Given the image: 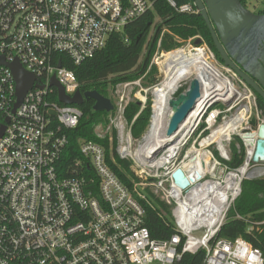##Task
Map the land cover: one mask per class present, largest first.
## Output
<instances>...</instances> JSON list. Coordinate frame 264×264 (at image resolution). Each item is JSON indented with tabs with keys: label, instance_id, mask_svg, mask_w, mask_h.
<instances>
[{
	"label": "built area",
	"instance_id": "built-area-1",
	"mask_svg": "<svg viewBox=\"0 0 264 264\" xmlns=\"http://www.w3.org/2000/svg\"><path fill=\"white\" fill-rule=\"evenodd\" d=\"M165 1L177 11L198 12L193 0L180 5ZM152 6L151 0H0V56L6 62L17 58L35 76L15 107V80L10 68L0 64V264H178L184 253L200 249L206 251L201 264H264V252L243 238L217 237L242 181L251 175L249 167L262 162H254L252 155L264 117L252 88L219 64L198 37L156 51L151 60L158 64L159 57L193 43L190 55H204L206 70H211L205 82L201 79L197 116L181 129L182 140L174 148L142 147L154 101L147 130L132 137L123 111L133 100L127 89L138 80L115 87L108 122L94 126L97 138H107L110 148L115 141L118 158L131 162L132 189L109 167L104 144L93 140L78 138L81 157L67 174L58 166L68 142L64 130L76 127L81 116L77 106L53 100V75L68 95L78 89L74 72L58 54L81 63ZM145 101L146 91L141 108ZM212 145L216 149L211 151ZM192 147L205 154L201 175L187 156ZM242 149V163L230 166ZM177 168L189 180L185 189L173 181ZM145 187L171 207L175 231L168 238H152L144 225L140 199H145Z\"/></svg>",
	"mask_w": 264,
	"mask_h": 264
},
{
	"label": "trees",
	"instance_id": "trees-1",
	"mask_svg": "<svg viewBox=\"0 0 264 264\" xmlns=\"http://www.w3.org/2000/svg\"><path fill=\"white\" fill-rule=\"evenodd\" d=\"M152 9L130 22L123 33L112 34L102 49L92 57L79 64H74L68 57L58 54L62 65L71 69L77 79L81 93L96 90L110 98L115 106L111 92L118 84L140 81L144 86L157 83L158 68L151 63L156 51H170L179 48L189 38L198 37L212 50L218 62L223 63L210 31L198 12H181L171 7L165 0H151ZM177 4L192 3V0H176ZM246 7V0H240ZM264 14V8L259 10ZM196 39L194 38L192 42ZM183 90L179 87L176 93ZM53 100L57 101L56 90ZM151 96L146 93V101L141 108L139 100H130L124 107L123 117L131 123L130 132L134 139L139 138L146 130L151 117ZM94 100L84 98L81 104L75 105L81 111L78 124L72 129H65L68 142L58 163L62 174L68 173L72 161L80 158L78 138L93 140L104 144L109 167L117 177L132 189L133 173L131 162L119 159L115 151V141L111 148L108 139H99L94 134V126L99 122L107 123L108 116L113 112L94 111ZM256 105L264 117V99L256 94ZM255 124V120H252ZM114 133V130H113ZM243 149L234 153L230 166L236 167L243 161ZM111 156L115 161L111 160ZM145 199H140L145 209L144 225L152 238H168L174 231L175 225L171 215V207L156 196L148 187L142 191ZM218 238L234 239L241 237L252 247L264 252V176L249 178L242 181L241 193L229 208L226 219L220 226ZM206 251L184 253L178 264H201Z\"/></svg>",
	"mask_w": 264,
	"mask_h": 264
},
{
	"label": "water",
	"instance_id": "water-1",
	"mask_svg": "<svg viewBox=\"0 0 264 264\" xmlns=\"http://www.w3.org/2000/svg\"><path fill=\"white\" fill-rule=\"evenodd\" d=\"M193 2L210 31L223 63L233 69L264 99V14L248 10L240 0H193ZM199 42L200 40L195 41L196 44ZM0 64L10 68L15 80L16 107L25 92L34 84L35 76L24 69L17 58L12 62H6L4 57L0 56ZM49 84L55 87L60 103L78 105L84 98L90 97L94 100V111L110 112L114 108L110 98L96 90L81 93L77 89L72 95H68L54 75ZM174 99L180 101L168 117L166 135L174 133L193 110L195 102L199 99L198 82L196 80L189 82L184 92L179 93ZM256 135L252 160L264 161V123L258 126ZM186 171H189V168ZM172 178L181 189H185L189 184L181 168L172 173Z\"/></svg>",
	"mask_w": 264,
	"mask_h": 264
},
{
	"label": "bare ground",
	"instance_id": "bare-ground-1",
	"mask_svg": "<svg viewBox=\"0 0 264 264\" xmlns=\"http://www.w3.org/2000/svg\"><path fill=\"white\" fill-rule=\"evenodd\" d=\"M173 52L174 51L170 52L169 54H166L163 57V61H166L164 64V77L162 82L159 84V86L153 88V91L155 92V98L153 104V120L144 138V144L142 146L147 150L154 149L156 147L165 144L167 145L172 144L173 145L172 148H174V145H176L183 136V132L181 131V129L185 130L189 125L193 123L194 121L193 119H195L197 116V108L195 107L190 112L189 116L186 117L182 126L181 124L179 125V127L177 128L178 130H176L174 133L170 135L165 134V128L167 126L168 117L175 108V106L178 105L180 101V99L172 101V105L169 106V101L171 99V88L173 89V83L171 82V79L172 78L174 79L179 72H181L180 76H182L190 71L189 70L190 67H195L197 69V72L194 78L192 77L193 78L192 80H196L200 86L201 84H204V82L209 78V74L211 73L210 69L208 71L206 70L208 66H206L204 55L201 56H197L194 54L190 55L186 52L184 54L183 53L179 54L176 59H172L171 54ZM201 79L204 82L201 81ZM220 84L223 89H226V85L223 84L222 81L220 82ZM177 87L178 85L176 84V89ZM226 130H227L226 128H223L222 131H226ZM226 132L223 134H219L220 138L226 137ZM173 134L176 136L175 138H173L174 137ZM204 155L205 154L204 152L201 151V149H197L194 147L190 148L187 153V156H189L190 161L194 163V165H198L196 167L198 175H201V173L205 170L206 167V166L205 167L199 166L201 164V161L203 160L202 157ZM191 176H193V174H191Z\"/></svg>",
	"mask_w": 264,
	"mask_h": 264
},
{
	"label": "rangeland",
	"instance_id": "rangeland-1",
	"mask_svg": "<svg viewBox=\"0 0 264 264\" xmlns=\"http://www.w3.org/2000/svg\"><path fill=\"white\" fill-rule=\"evenodd\" d=\"M246 8L248 10L252 11V12H257L258 10L264 8V0H246ZM193 46H194L193 43L190 44V45L186 44L185 49L181 48V49L174 50V52L171 54V58L172 59H176L178 57V55L181 54V53H183V54L186 53V52H188L189 54L193 53V51H192ZM157 62H158V64H155V65L158 68V73H157L158 81H157V83L155 85H153V86H144L140 81H138V83L136 85H131L127 89V93L129 94V96L132 97L133 100H135V99L139 100L141 105L143 104L144 91H146V93L148 95H150L151 98H152V100H151V112H152V104H153V101H154V98H155V92L153 91V88L156 87V86H159V84L163 80V77H164V64H165L166 61H163V58L161 60V57H159ZM219 64H221V63L219 62ZM189 70L190 71L188 73H185L182 76H180L181 72H179L178 75L174 79L173 78L171 79V82L173 83V89L171 88V99L169 101V106L172 105V101L178 100V99H174V98L177 97L179 93L184 92V90L188 87L189 82H191L192 79L194 78V76H195V74L197 72V69L195 67H190ZM176 84L178 85L177 89L179 87L183 88V90L181 92H179V93H176V91H177ZM140 88H142V90L140 92L141 96L138 94V90ZM111 96L115 100L116 94H115L114 90L111 92ZM254 115L255 114L253 112L252 118H251L252 120L254 119ZM173 135H171V136H173ZM164 137H166V136H164ZM175 137L176 136L174 135L173 138H175ZM165 145H167V144H165ZM215 149H216V145L210 146V150L211 151L215 150ZM249 171H251V175H250L249 178H257V177L264 176V161L260 162V164L259 163L258 164H252L249 167Z\"/></svg>",
	"mask_w": 264,
	"mask_h": 264
},
{
	"label": "flooded vegetation",
	"instance_id": "flooded-vegetation-1",
	"mask_svg": "<svg viewBox=\"0 0 264 264\" xmlns=\"http://www.w3.org/2000/svg\"><path fill=\"white\" fill-rule=\"evenodd\" d=\"M257 13H259V10L257 11ZM237 67H239L240 68V66L239 65H237ZM241 69V68H240ZM253 90V89H252ZM254 91V90H253ZM254 93H255V99H256V92L254 91ZM257 95H259V94H257ZM260 96V95H259ZM261 97V96H260ZM262 98V97H261ZM263 99V98H262Z\"/></svg>",
	"mask_w": 264,
	"mask_h": 264
}]
</instances>
